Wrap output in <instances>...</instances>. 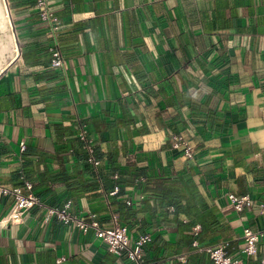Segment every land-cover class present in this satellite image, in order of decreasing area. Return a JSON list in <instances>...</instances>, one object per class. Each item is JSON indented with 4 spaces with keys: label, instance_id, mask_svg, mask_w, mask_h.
Returning <instances> with one entry per match:
<instances>
[{
    "label": "crops",
    "instance_id": "0c3cea01",
    "mask_svg": "<svg viewBox=\"0 0 264 264\" xmlns=\"http://www.w3.org/2000/svg\"><path fill=\"white\" fill-rule=\"evenodd\" d=\"M7 2L9 28L0 39L12 34L16 51L12 58L0 52V186L32 192L43 206L0 224V264H57L59 256L62 264H129L94 230L45 222L46 206L69 200L82 218L95 213L109 226L116 212L122 224H135L132 238L151 233L149 260L211 264L192 246L194 227L180 230L174 210L163 213L149 196L137 203L141 193L122 173L130 166L152 182L192 177L228 227V254L260 264L264 240L246 257L243 229H264V214L257 206L237 212L227 193L263 199L264 0H50L55 34L36 0ZM53 44L63 69L51 64ZM80 124L100 160L97 168L89 162L91 170L81 156ZM178 133L194 146L193 159L172 147ZM113 185L118 193L107 196ZM127 199L139 209L125 219ZM12 205L11 195L0 194V221Z\"/></svg>",
    "mask_w": 264,
    "mask_h": 264
},
{
    "label": "built area",
    "instance_id": "2783aa9c",
    "mask_svg": "<svg viewBox=\"0 0 264 264\" xmlns=\"http://www.w3.org/2000/svg\"><path fill=\"white\" fill-rule=\"evenodd\" d=\"M36 7L39 11V16L42 21L48 23L51 32L55 34L59 29L58 18L53 12L50 5V0H36ZM52 55V66L57 69L64 67V55L57 44H53L49 48ZM78 138L83 144V148L88 152V161L97 168L100 160L95 156L92 139L89 137L88 130L85 125L80 124ZM172 147L183 152L186 159L194 158V146L183 134L173 135ZM20 148L25 150L26 145L21 142ZM141 180H144L141 177ZM24 186L27 190H32L31 181L24 179ZM119 191L116 186L110 191L107 196L115 195ZM1 195H11L13 197V205L8 215L0 221V224L19 223L23 221V217L27 211L36 205L43 206L41 199L32 192L25 193L21 187L0 186ZM144 198L141 194L137 203ZM227 198L237 212H242L245 209H252L255 206L264 214V191L262 192V201L257 204L254 197L250 194L238 195L233 192L227 193ZM134 201L127 199V204H132ZM72 202L67 201L63 207L46 206L44 215L45 222H49L52 218H56L61 223L68 225L74 224L83 233L90 229L94 230L95 235L102 239L107 245L110 252L118 257H121L129 262V264H157V262H147L144 258V247L152 240L151 233H141L139 236L132 238L129 235V229L126 225L120 222V217L116 212H112L109 219V226H103L97 219V214L91 213L88 218H82L70 211ZM171 210H174L171 207ZM194 240L192 246L208 254L211 264H245L242 259L236 258L228 254L226 243H217L213 245H204L199 242L197 236L200 232V225L193 228ZM244 245L242 253L248 257H255L258 253V244L264 240V229L254 230L250 227L243 229ZM180 259H184L180 256ZM66 260L65 256H59L56 260L57 264H62ZM260 264H264V255L260 259Z\"/></svg>",
    "mask_w": 264,
    "mask_h": 264
},
{
    "label": "trees",
    "instance_id": "16d2710c",
    "mask_svg": "<svg viewBox=\"0 0 264 264\" xmlns=\"http://www.w3.org/2000/svg\"><path fill=\"white\" fill-rule=\"evenodd\" d=\"M80 147L82 153L81 156H83L86 160L85 168L91 170L92 165L88 161V152L83 148L82 143L80 144ZM115 166L116 164L112 160V170H117ZM122 173L125 176L126 184L132 185L137 188L140 193L144 195V197L149 196L150 198L158 199L160 201V207L163 213H168L169 207H173L175 221L178 223L180 230L185 229L191 231L192 228L197 224L200 225L201 230L197 236V239L201 244L213 245L220 242H225L229 239V234L227 232L228 227L226 226V224L222 223L217 209L207 203L206 199L201 194L197 183L192 177H189L186 174H181L174 178H164L160 181L152 182L145 177V171L133 166L124 169ZM141 177H145L146 180H141ZM103 186L104 185L102 184V187ZM112 188H114V185L112 186ZM106 192L108 194L110 191ZM122 192L123 186L120 188L119 194H121ZM135 205L136 204L134 203L127 204L125 202L123 206H121V209L127 210L125 212H123V210H120L122 212V216H124L125 219L135 215L137 209H139L137 208L139 207V205ZM180 214H184L186 216V221L179 218ZM121 219L120 222L123 221V219ZM123 225H125V223ZM126 226L131 229L135 226V224H126ZM144 258L147 262L154 261L159 264L158 260L155 258L153 260H149L145 256Z\"/></svg>",
    "mask_w": 264,
    "mask_h": 264
},
{
    "label": "bare ground",
    "instance_id": "6f19581e",
    "mask_svg": "<svg viewBox=\"0 0 264 264\" xmlns=\"http://www.w3.org/2000/svg\"><path fill=\"white\" fill-rule=\"evenodd\" d=\"M5 3H4V0H0V16L2 14V18L0 19V31L9 28V25L7 23L8 22V19H7L8 17H7V9L5 7ZM14 42L15 41H13L12 34L5 35L2 40L0 39V52H1V54L3 56H7L6 54H9V58L10 57L11 58L14 57L15 51H16V46H15Z\"/></svg>",
    "mask_w": 264,
    "mask_h": 264
},
{
    "label": "water",
    "instance_id": "95a60500",
    "mask_svg": "<svg viewBox=\"0 0 264 264\" xmlns=\"http://www.w3.org/2000/svg\"><path fill=\"white\" fill-rule=\"evenodd\" d=\"M5 2H6V7H7V9H8V14H9L8 2H7V0H5ZM9 19H10V21H11V23H12V20H11L10 17H9ZM12 26H13V23H12ZM14 32H15V31H14Z\"/></svg>",
    "mask_w": 264,
    "mask_h": 264
},
{
    "label": "rangeland",
    "instance_id": "374dc122",
    "mask_svg": "<svg viewBox=\"0 0 264 264\" xmlns=\"http://www.w3.org/2000/svg\"><path fill=\"white\" fill-rule=\"evenodd\" d=\"M2 18V14H1V16H0V19ZM0 38H2V36H1V33H0Z\"/></svg>",
    "mask_w": 264,
    "mask_h": 264
}]
</instances>
